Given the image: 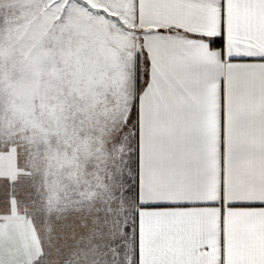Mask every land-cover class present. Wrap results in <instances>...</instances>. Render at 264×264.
Instances as JSON below:
<instances>
[{
	"label": "snow or ice",
	"instance_id": "1",
	"mask_svg": "<svg viewBox=\"0 0 264 264\" xmlns=\"http://www.w3.org/2000/svg\"><path fill=\"white\" fill-rule=\"evenodd\" d=\"M151 2L135 0V23ZM232 4L264 9V0ZM83 9L107 15L85 0H0V167L13 163L16 175L0 176V264H181L156 254L162 241L142 217L146 210L190 206L153 199L148 189L181 167L192 148L218 156L219 199L195 204L219 208L218 264H226V251L258 225H229L225 210L264 209V198L226 199L229 165L237 172L249 163L264 166V102L247 107L237 86L230 104L226 82L248 72L264 76V43L230 45L222 11L219 34L211 37L175 25L133 29L121 57ZM184 35L207 41L206 51L192 55L207 57L208 78L220 83L209 114L201 119L190 109V121L173 108L171 50L188 44ZM41 185L48 190L41 203L61 212L45 232L29 208ZM20 193L29 195L17 201L13 217L11 200Z\"/></svg>",
	"mask_w": 264,
	"mask_h": 264
},
{
	"label": "crops",
	"instance_id": "2",
	"mask_svg": "<svg viewBox=\"0 0 264 264\" xmlns=\"http://www.w3.org/2000/svg\"><path fill=\"white\" fill-rule=\"evenodd\" d=\"M89 8L103 9L106 14L121 19L130 18L133 29L156 28L163 26L182 27L188 32L202 33L211 37L219 34L221 13L228 31L230 45L239 39L242 46H257L264 43V9L255 6L237 10L232 0H153L143 3L140 11V23H135V0H85ZM237 18L241 21L236 29ZM188 44L183 48L171 50L173 84L176 90L174 110L183 114L189 121L192 111L198 118H205L212 107L211 92L219 97L220 83L212 84L207 74V57L193 56V50L203 53L208 49L207 41L184 35ZM202 46V47H200ZM135 51V49H133ZM218 52L219 50H212ZM227 63V61H225ZM229 102H235L237 89L244 104L250 108H259L264 102V76L248 72L233 75L226 82ZM198 106V109H197ZM227 180V200L261 199L264 196V166L259 162L249 163L237 172L229 165ZM220 172L218 156L213 159L199 149L192 148L186 162L176 171L154 180L148 191L152 198L161 201L188 203V207L146 210L142 219L150 222L153 236L159 244L156 254L180 261L181 264H206L219 261V208L197 206L198 201L219 199ZM225 220L231 225L234 221H252L258 225L255 231L245 236L232 251H226L228 259L240 264L264 258V209L227 208ZM205 245H210L206 250Z\"/></svg>",
	"mask_w": 264,
	"mask_h": 264
},
{
	"label": "rangeland",
	"instance_id": "3",
	"mask_svg": "<svg viewBox=\"0 0 264 264\" xmlns=\"http://www.w3.org/2000/svg\"><path fill=\"white\" fill-rule=\"evenodd\" d=\"M82 15L85 18L90 17L92 22L100 27L102 36L108 40L110 45L113 46L116 55L121 57L127 56V45L135 35V33L131 31L133 28L131 26L132 23L129 16L125 17L123 20L119 15H117V18L115 14H107L105 16L98 13L88 12L87 9L82 10ZM0 176H7L10 181L15 180L16 175L14 164L6 162L3 167H0ZM14 191L15 189L10 191L9 196H13ZM0 194H2V192H0ZM28 195L29 194L27 193H20L11 200L13 217L17 215V201L20 198L27 199ZM47 195L48 190L43 185H41V190L39 192H36L35 189H33L31 193V196L33 197V203L29 205L30 210L33 208L37 210L35 212V217L37 221V227L41 232H45L48 229H53L55 227L53 218L61 214L60 209L56 206H53L52 209H49L46 205L41 203V199H46ZM61 199H63V197ZM12 227L14 229V236L19 238L22 230L21 227H18L15 221L13 222Z\"/></svg>",
	"mask_w": 264,
	"mask_h": 264
}]
</instances>
